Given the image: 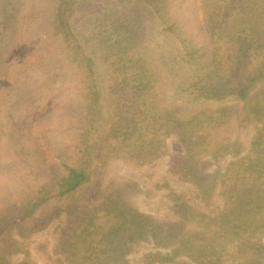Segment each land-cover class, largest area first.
<instances>
[{
    "label": "trees",
    "instance_id": "1",
    "mask_svg": "<svg viewBox=\"0 0 264 264\" xmlns=\"http://www.w3.org/2000/svg\"><path fill=\"white\" fill-rule=\"evenodd\" d=\"M31 1L0 0V50L8 47L0 52V68L14 69L12 87L46 58L37 2ZM134 1L138 11L118 14L106 2L90 12L91 0H60L54 32L72 51L84 103L79 162L51 156L47 137L29 133L36 160L52 167L54 178L0 211V264H31L11 258L21 249L19 238L64 211L70 221L54 249L57 264H131L128 253L141 241L156 248L146 256L150 264H176L180 257L189 264H264V0H201L202 42L172 15L169 0ZM78 8L88 16L84 24L75 18ZM145 13L172 46L179 78L172 102L165 98L168 73L154 62L142 34ZM82 30L101 47L104 77ZM6 31L14 35L7 47ZM233 120L239 128L254 125L248 147L231 139ZM172 134L183 151L171 156L169 170L191 182L205 201L219 187L223 205L215 214L196 210L173 192L177 218L159 219L131 206L115 182L86 193L104 161L152 162ZM226 157L224 167L214 166Z\"/></svg>",
    "mask_w": 264,
    "mask_h": 264
},
{
    "label": "rangeland",
    "instance_id": "2",
    "mask_svg": "<svg viewBox=\"0 0 264 264\" xmlns=\"http://www.w3.org/2000/svg\"><path fill=\"white\" fill-rule=\"evenodd\" d=\"M91 1L95 2V6L90 7V12L97 10L98 5L105 2L112 8H119L118 14L123 9H128L130 13L140 9V5L134 0ZM31 2L26 0L24 3L31 4ZM36 2L41 18V31L46 39L45 60L37 69L21 73L16 78L17 88L12 87L15 80L14 69L0 68V73L5 74L3 77L0 76V211L13 202L32 196L40 186L51 182L54 178L52 167L42 165L36 160L37 155L30 147L33 133H41L44 139L47 137L44 144L51 156H57L68 164L79 162L76 144L79 143L83 131L84 103L79 84L80 77L72 51L61 36L54 32L53 22L60 0H36ZM168 2L172 15L186 26L188 32L195 34L197 42H202L205 37L203 33L198 32L203 14L201 0H169ZM118 14L111 16L109 20L116 22ZM143 15L142 34L152 50L154 62L161 65L168 73L165 98L168 102L175 101V87L179 78L176 73L178 67L174 66L172 60V46L170 41L158 33L155 20L148 13ZM75 18L79 20L78 23L84 24L88 16L79 10ZM10 33L13 32L6 31L5 47L14 38ZM82 34V38H88L90 50L100 63V75L104 77L100 45L95 41L96 38L92 39L89 31L82 30ZM27 47L28 45L23 49L26 50ZM6 50L8 47L0 52ZM103 92V97L108 95L106 89ZM176 104L182 108L190 107L181 102ZM32 110L34 114L30 115ZM254 130V125L239 128L233 120L231 139H237L248 147ZM30 132H32L31 136ZM182 151L177 136L172 134L166 138L160 157L152 162L134 164L121 158L104 161L102 169L95 170L92 184L86 193H95V189L115 182L120 186L123 196L131 206L159 219L177 218L172 209L174 199L169 196L173 192L182 193L196 210L210 215L215 214L223 205V197L218 193L219 187L215 189L213 197L205 201L191 182L179 178L169 170L168 162L171 156ZM229 160L230 157H226L214 166L220 169ZM69 219L70 215L64 211L60 216L52 217L44 229L34 232L27 238H19L18 247L21 249L11 255L12 260L20 262L27 258L31 264H57L54 249L59 234L65 229ZM11 233L16 237L15 227L11 228ZM155 250L153 243L141 241L133 246L128 257L131 264H150L147 263L146 256ZM26 251L29 252V256H26ZM179 260L180 262L176 264H189L187 258L180 257Z\"/></svg>",
    "mask_w": 264,
    "mask_h": 264
}]
</instances>
